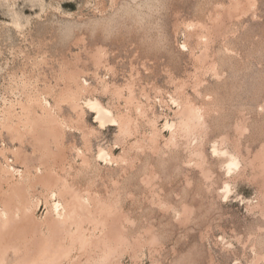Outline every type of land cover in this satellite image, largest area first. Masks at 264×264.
<instances>
[{
    "label": "rangeland",
    "instance_id": "rangeland-1",
    "mask_svg": "<svg viewBox=\"0 0 264 264\" xmlns=\"http://www.w3.org/2000/svg\"><path fill=\"white\" fill-rule=\"evenodd\" d=\"M0 264H264V0H0Z\"/></svg>",
    "mask_w": 264,
    "mask_h": 264
},
{
    "label": "bare ground",
    "instance_id": "bare-ground-1",
    "mask_svg": "<svg viewBox=\"0 0 264 264\" xmlns=\"http://www.w3.org/2000/svg\"><path fill=\"white\" fill-rule=\"evenodd\" d=\"M92 106H93L94 108H96V107H97V104H92ZM96 109H97V108H96ZM97 113H98V112H97ZM228 164H229V165H235L234 161H232V160L228 161Z\"/></svg>",
    "mask_w": 264,
    "mask_h": 264
}]
</instances>
